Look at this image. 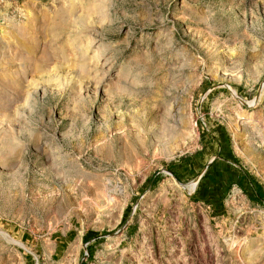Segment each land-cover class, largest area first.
I'll return each mask as SVG.
<instances>
[{
	"label": "rangeland",
	"instance_id": "1",
	"mask_svg": "<svg viewBox=\"0 0 264 264\" xmlns=\"http://www.w3.org/2000/svg\"><path fill=\"white\" fill-rule=\"evenodd\" d=\"M0 264H264V0H0Z\"/></svg>",
	"mask_w": 264,
	"mask_h": 264
}]
</instances>
